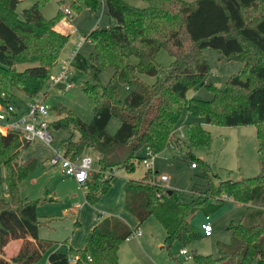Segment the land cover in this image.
Masks as SVG:
<instances>
[{"label":"trees","instance_id":"16d2710c","mask_svg":"<svg viewBox=\"0 0 264 264\" xmlns=\"http://www.w3.org/2000/svg\"><path fill=\"white\" fill-rule=\"evenodd\" d=\"M47 1L33 0L20 17L16 12L19 0H0V105L19 106L23 101L16 92L26 99L47 95L51 71L69 38L55 28L62 14L60 6L96 16L105 4L106 15L117 24L83 35L93 53L88 59L76 54L72 67L78 72L91 70L95 82L100 68L109 67L112 79L101 89L96 84L83 86L93 103L88 123L61 107L54 110L59 118L52 122L53 130L69 131L62 144L64 156L76 161L89 148L98 155L99 170L90 173L85 183L86 203L95 205L110 189L114 175L106 172L133 173L146 146L158 155L169 142L180 145L175 130L184 111L208 125H254L259 141L258 176L213 183L208 191L186 201L177 191L162 188L157 182L159 173L148 169L140 180L129 179L123 185V207L138 226L155 217L165 233L164 248L169 250L174 242L186 247L192 237H199L192 224L197 211L208 218L229 200L244 204L243 219L228 228L231 242L217 243V257L193 252L191 258L194 264H264V0H143V8L131 6L130 0H61L51 20L41 13ZM206 48L242 62L243 69L230 77L224 89L208 86L211 101L187 99L190 89L206 85L204 78L210 72L202 56ZM162 49L173 59L163 72L156 63ZM131 57L136 64L128 63ZM20 65L24 69H18ZM139 75L155 81L147 84ZM115 82L129 90L125 99L120 100ZM112 118L120 125L110 135L106 128ZM184 131L190 165L206 168L204 176L210 180L207 164L192 155L195 148L210 147V132L197 122L186 123ZM28 146L15 133L0 132L4 169L0 187L4 185L6 193L0 199V264H36L53 245L38 237V202L22 198L19 192L36 167V160L17 162L20 149ZM100 218L82 249L51 253L46 264H71L72 260L73 264H118L119 248L134 230L118 217ZM17 240L21 245L16 255L9 261L3 259L4 248Z\"/></svg>","mask_w":264,"mask_h":264},{"label":"rangeland","instance_id":"374dc122","mask_svg":"<svg viewBox=\"0 0 264 264\" xmlns=\"http://www.w3.org/2000/svg\"><path fill=\"white\" fill-rule=\"evenodd\" d=\"M59 1L61 0H48L46 2L41 9L44 18L51 20L57 16ZM185 1L189 2L191 0ZM129 3L136 8L145 7L143 0H130ZM32 4L33 0H20L16 12L21 17L22 11L31 7ZM262 7L264 8V3ZM64 8L68 7H65V5L60 6L61 12ZM71 12V17H65L63 13L60 14L55 26L62 31L58 30L60 33L68 34L69 38L60 52L56 66L51 71L50 80L46 87L47 95L43 99L51 110L52 120L59 118L54 110L61 107L71 111L78 118L88 123L91 120L93 103L83 92V86L86 83L96 84L101 89L112 79L113 70L109 67L100 68L98 81L95 82L91 70L78 72L70 67L68 80H70L71 87L66 91L60 85L51 86L50 82L60 72V68L66 65V61L72 50L77 46L80 36H86L96 28L115 26L117 23L106 15L105 4H101L96 16L90 15L87 11H81L78 14L72 10ZM93 50V46L86 42L77 48L76 53L88 59ZM202 56L210 66V72L204 78L206 85L190 89L186 94V98L211 101L213 94L208 86L219 89L226 88L230 77L243 69V63L238 60H229L218 50L210 48L203 49ZM172 61L171 55L164 49L160 50L156 56V63L161 72L169 69ZM128 63L134 65L137 60L131 57L128 59ZM18 69H24V66L20 65ZM139 78L147 84H152L155 81V78L146 75H139ZM115 84L119 90L120 100L125 99L129 94V90L119 82H115ZM16 95H20L21 100L24 98V95L20 92H16ZM62 114H65V112H62ZM188 122L200 123L211 134L210 147H199L192 151L195 159L207 164L210 180L204 176L206 175V168L203 166L198 165L195 169L191 168L187 138L184 131V125ZM119 125V121L112 118L106 128L107 133L114 134ZM52 135L53 143L50 146L41 142H34L28 147L20 149L17 158L19 163L36 160L35 169L20 184L19 192L22 198L38 202L36 208L40 223L38 237L53 242L52 247L36 264H46L49 253L66 254L69 249V247L67 248L69 237L77 229L76 232L79 233L75 234L74 243L78 244L81 241L83 248L81 220H87L90 216V210L94 207V205L85 204L84 190L79 188V184L73 178L65 176L59 165H50L49 162L55 156V152L62 151V144L69 138L70 134L68 130L59 129L52 130ZM181 135L180 145L177 143L175 144L176 148H165L163 152L155 156L152 170L157 171L160 176L167 177L168 183L165 184L167 187L165 189L177 191L186 201L203 194L206 190L208 191L213 183L219 185L224 181H237L256 177L261 173L258 154L259 141L257 128L254 125L240 127L208 125L203 118H193L184 111L175 130L177 138ZM77 137L78 135L75 134L74 139L77 140ZM142 155L144 156V149L139 153V157L142 158ZM83 156L90 158L91 173L97 172L99 170L97 153L89 148ZM195 159H192V161H195ZM145 172V166L136 160L133 173L128 174L125 170H116L106 172V175L114 174L111 185L113 183V186H115V184H121L129 179L140 180ZM3 175L4 169L0 166V177H3ZM157 182L159 181L157 180ZM3 198H6L4 185L0 187V199ZM80 205H82L81 208H76ZM246 211V205L235 204L231 200L208 218L202 210L197 211L192 219V224L199 237H192L186 247L174 242L169 250L164 248L165 233L155 217L148 218L139 226L133 222L131 228L138 226V231L141 232L142 237L137 239L132 236L121 244L118 251V264H194L191 257L187 259L179 255V251L182 249H185L190 256L194 252L199 255L217 257V243L229 244L231 242V232L228 228L243 219ZM78 213L83 216V218L80 217L81 224L77 219ZM204 222H209L212 225V238L203 237L200 225ZM20 244V240L11 241L4 248L3 259L9 261L15 256ZM82 248L76 249L73 247L75 250ZM73 261H71V264H73Z\"/></svg>","mask_w":264,"mask_h":264},{"label":"built area","instance_id":"2783aa9c","mask_svg":"<svg viewBox=\"0 0 264 264\" xmlns=\"http://www.w3.org/2000/svg\"><path fill=\"white\" fill-rule=\"evenodd\" d=\"M65 17H71L72 12L68 8H64L63 12ZM85 43V37L80 36L77 46L72 50L71 54L66 61V65L60 68V72L56 74L54 79L50 82V85L62 86L64 91L71 87L70 80L68 76L70 75V67H72L76 51L79 46ZM51 110L45 104V100L42 96H35L26 99L25 102L20 103L19 106L10 104L8 107L0 105V132L2 134H7L9 132L15 133L19 136L20 140L24 144H32L34 142H41L47 146L53 143L52 135V122ZM182 135L179 137L181 140ZM176 148L177 146L173 142H169L167 148ZM156 154L149 148H144V156L138 160V162L145 166L146 170L153 168V162L155 160ZM51 166H60L62 173L73 178L78 184L81 190L85 192V183L89 178L91 173L90 169V158L88 156H83L81 159L72 161L70 158L64 156L63 151H56L55 156L50 160ZM191 168H196L195 165H191ZM112 174H107L110 176ZM114 175V174H113ZM159 184L162 188H167L165 184L168 183V179L165 176L158 177ZM201 230L204 237H211L213 234V227L210 223L201 224ZM138 237L140 233L134 231L131 237ZM179 255L189 259L191 256L185 250L179 251Z\"/></svg>","mask_w":264,"mask_h":264},{"label":"crops","instance_id":"0c3cea01","mask_svg":"<svg viewBox=\"0 0 264 264\" xmlns=\"http://www.w3.org/2000/svg\"><path fill=\"white\" fill-rule=\"evenodd\" d=\"M55 28H56V30L61 31L58 27H55ZM20 97L21 96L19 95L18 98H20ZM25 100H26V97L24 96L22 101L25 102ZM126 181L127 180L123 181L121 184H115V186H113V183H112V185L110 186V189L104 195H102L100 197L98 202L90 210V216H88L89 218L87 220H81L82 221L83 244H84V240H85L87 234L100 222V219H101L100 216H102V217H107V216L118 217L122 221H124L129 227L133 226V222H135V224H137V221L135 220V218L132 217L127 211H125V209L123 207V201H124L123 185L125 184ZM85 204H87V203H85ZM235 204H238V203H235ZM85 206L89 207L87 205H85ZM81 207H82V205L76 206V208H81ZM80 217L83 218V216H81L80 213H78L77 219L79 222H80ZM204 223H207V222H204ZM80 224H81V222H80ZM132 229L134 231H138V226H136L134 228L132 227ZM200 229H201V225H200ZM77 230L73 231L71 236L69 237V243H68L67 248L68 247H71V248L75 247L76 249L82 248V242L81 241L78 244L74 243L75 234L79 233V232H76ZM139 233H140V236L135 237V238L140 239L142 237L141 232H139ZM212 237H213V234L209 238H212ZM50 254L51 253H49L48 256ZM48 256H47V258H48Z\"/></svg>","mask_w":264,"mask_h":264}]
</instances>
